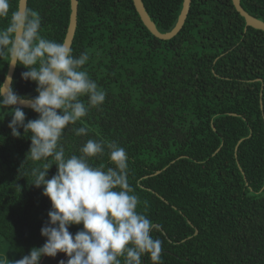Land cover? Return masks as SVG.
I'll return each mask as SVG.
<instances>
[{
	"label": "trees",
	"instance_id": "trees-1",
	"mask_svg": "<svg viewBox=\"0 0 264 264\" xmlns=\"http://www.w3.org/2000/svg\"><path fill=\"white\" fill-rule=\"evenodd\" d=\"M18 3L10 0L0 28ZM143 3L161 32L175 27L183 7V0ZM241 5L264 21V0ZM27 9L38 12L45 38L64 43L70 0H28ZM71 49L76 57L89 54L84 68L106 99L67 125L58 143L66 157L80 155L89 139L126 150L137 211L157 226L151 237L162 241L161 264H264V31L247 26L232 0H192L181 31L161 40L133 0H79ZM9 65L0 59V84ZM26 70L17 65L12 87L35 97L36 83L21 76ZM22 109L25 122L39 118ZM11 114L0 108V237L8 243V264L44 245L41 228L52 210L31 175L45 161L27 159L31 134L21 128L13 136ZM81 126L87 135H76ZM89 162L114 167L107 149ZM57 171L53 165L48 178ZM67 259L58 253L40 264ZM142 264L153 262L144 255Z\"/></svg>",
	"mask_w": 264,
	"mask_h": 264
},
{
	"label": "clouds",
	"instance_id": "clouds-1",
	"mask_svg": "<svg viewBox=\"0 0 264 264\" xmlns=\"http://www.w3.org/2000/svg\"><path fill=\"white\" fill-rule=\"evenodd\" d=\"M10 7V0H0V18H9ZM41 28L38 12L23 7L11 11L7 27L0 28V59L7 57L10 65L27 69L21 76L35 82L38 93L18 95L9 76L0 84V108L12 109L8 127L13 136L19 137L21 128L31 134L27 159L45 161L42 169H31L33 184L43 186L52 203L49 221L41 228L44 245L11 264H40L42 257L55 258L58 253L68 257L59 264H122L121 257L123 264H142L144 255L161 264L162 241L151 237L157 226L137 211L141 201L128 180L126 150L115 142L89 139L80 155L66 157L59 145L66 126L81 121L91 107L101 106L106 92L84 68L87 52L74 56L65 44L45 38ZM81 97H87V104ZM18 105L30 107L39 118L25 122ZM75 132L87 135L88 129L81 126ZM106 149L114 167L93 166L90 159ZM53 165L58 171L49 179ZM80 224L83 229L73 235L70 226Z\"/></svg>",
	"mask_w": 264,
	"mask_h": 264
},
{
	"label": "water",
	"instance_id": "water-1",
	"mask_svg": "<svg viewBox=\"0 0 264 264\" xmlns=\"http://www.w3.org/2000/svg\"><path fill=\"white\" fill-rule=\"evenodd\" d=\"M71 2V14H70V23L68 26V31L64 40V43L67 47L71 49L75 33L77 30V24H78V8H79V0H70ZM232 3L237 10V12L245 19L246 25L249 27H252L257 30L264 31V21L252 16L249 14L241 5V0H232ZM133 4L135 6V9L137 13L139 14L143 24L146 26V28L151 32L152 35H154L156 38L161 40H170L174 38L183 28L186 19L188 17V14L190 12L192 0H183V7L180 12V15L178 17V21L175 25V27L169 31V32H161L159 28L156 26L155 22L150 17L148 11L145 8V5L143 3V0H133ZM28 6V0H19L18 7H23L27 9ZM17 65H9L7 75L5 77V80L7 77H11V84L13 82L14 73L16 70ZM4 80V82H5ZM3 82V83H4ZM21 108H28L30 107L26 105H18Z\"/></svg>",
	"mask_w": 264,
	"mask_h": 264
},
{
	"label": "rangeland",
	"instance_id": "rangeland-1",
	"mask_svg": "<svg viewBox=\"0 0 264 264\" xmlns=\"http://www.w3.org/2000/svg\"><path fill=\"white\" fill-rule=\"evenodd\" d=\"M8 247V243L0 237V264H8L10 259V252L6 248ZM13 257H15L13 255ZM18 258V257H15Z\"/></svg>",
	"mask_w": 264,
	"mask_h": 264
}]
</instances>
